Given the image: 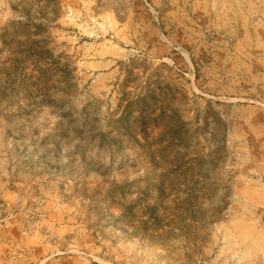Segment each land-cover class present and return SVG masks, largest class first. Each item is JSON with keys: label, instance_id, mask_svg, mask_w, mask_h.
Segmentation results:
<instances>
[{"label": "rangeland", "instance_id": "rangeland-1", "mask_svg": "<svg viewBox=\"0 0 264 264\" xmlns=\"http://www.w3.org/2000/svg\"><path fill=\"white\" fill-rule=\"evenodd\" d=\"M0 264H264V0H0Z\"/></svg>", "mask_w": 264, "mask_h": 264}]
</instances>
